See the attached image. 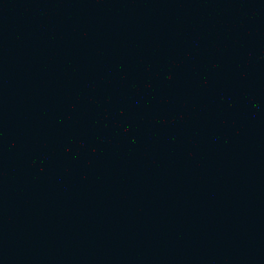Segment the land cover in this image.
<instances>
[{
    "label": "water",
    "instance_id": "1",
    "mask_svg": "<svg viewBox=\"0 0 264 264\" xmlns=\"http://www.w3.org/2000/svg\"><path fill=\"white\" fill-rule=\"evenodd\" d=\"M0 264H264V0H0Z\"/></svg>",
    "mask_w": 264,
    "mask_h": 264
}]
</instances>
